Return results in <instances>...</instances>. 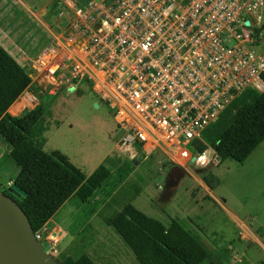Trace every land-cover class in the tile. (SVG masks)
<instances>
[{"label": "built area", "instance_id": "built-area-1", "mask_svg": "<svg viewBox=\"0 0 264 264\" xmlns=\"http://www.w3.org/2000/svg\"><path fill=\"white\" fill-rule=\"evenodd\" d=\"M65 2L63 40L39 66L88 82L131 159L207 166L194 143L246 90L264 92V0Z\"/></svg>", "mask_w": 264, "mask_h": 264}, {"label": "rangeland", "instance_id": "rangeland-1", "mask_svg": "<svg viewBox=\"0 0 264 264\" xmlns=\"http://www.w3.org/2000/svg\"><path fill=\"white\" fill-rule=\"evenodd\" d=\"M48 1L0 0V19L6 28L5 33H0V46L31 77L29 86L7 113L19 116L42 106L45 131L39 139L43 151L61 152L86 177L100 164H105L113 175L120 171L128 172L125 180L86 220L80 217V207L76 201L68 200L62 205L38 232L50 244L48 257L57 264L62 259L76 258L82 254L87 255L94 264H139L109 226V221L126 204L160 220L165 226L171 218L180 219L183 216L188 224L192 223L193 227H190L194 235L212 255L214 247L221 245V237L226 235L216 231L212 233L203 213L193 214L186 210L188 213L182 215L177 212L178 209L170 206L172 203L192 205L209 202L215 195V199L221 202L216 205L218 217L215 218L213 212L206 217L212 218L211 222L217 227L223 226L232 231L229 234L232 243H236L239 237L243 239L239 241L243 254L237 257L224 255L226 264H264V141L242 163L230 159L218 163L215 151L210 146L206 148V157L210 162L205 167L175 165L163 153H153L140 163L137 156L131 159L128 151L121 148L123 135L114 124L110 110L90 90L88 82L73 80L75 87L72 88L70 82L60 75L50 79L47 66H39L40 59L46 64V54L55 47L53 40L61 43L64 25L71 18L67 10V5L70 6L68 2L60 0L62 4L58 2L56 8L51 10L52 5L48 6ZM29 9L39 14L38 19L44 20L47 34L52 33L47 39L42 29L31 22L30 19H37L28 14ZM262 19L264 24V7ZM13 43L16 47H13ZM262 49L264 51V47ZM9 150L8 144L0 137L1 191L6 190L17 175V167L9 158ZM208 172L219 180L215 194L203 182ZM103 190L108 191L107 188ZM102 196L100 192L96 200H102ZM221 205L237 217L235 227L221 212ZM194 226L202 231L197 233ZM156 247L160 249V256L151 252L154 264H163V257L167 260L165 264H169V258L174 256L163 247ZM212 258L209 256L200 264H209Z\"/></svg>", "mask_w": 264, "mask_h": 264}, {"label": "trees", "instance_id": "trees-1", "mask_svg": "<svg viewBox=\"0 0 264 264\" xmlns=\"http://www.w3.org/2000/svg\"><path fill=\"white\" fill-rule=\"evenodd\" d=\"M30 82V74L0 46V137L8 144L9 158L17 167L13 183L26 197L19 201L5 190L2 192L19 205L36 234L68 200L76 201L83 220L93 216L128 172L113 175L105 164H100L86 177L61 152L43 151L39 138L45 131L44 108L39 105L19 116L7 113ZM203 138L205 143H194L198 152L210 146L218 163L226 159L244 162L264 141V92L246 90L242 93L204 131ZM203 182L213 190L219 180L208 172ZM100 192L103 199L97 201ZM109 226L135 257L158 244L183 264H197L195 258L169 236L160 220L147 216L131 204H126L109 221ZM60 264L94 263L82 254L62 259Z\"/></svg>", "mask_w": 264, "mask_h": 264}, {"label": "crops", "instance_id": "crops-1", "mask_svg": "<svg viewBox=\"0 0 264 264\" xmlns=\"http://www.w3.org/2000/svg\"><path fill=\"white\" fill-rule=\"evenodd\" d=\"M58 2H60V0H49L48 6L52 5L51 10L55 9ZM60 3L62 4V1ZM59 7H60V5H59ZM27 12H28V14L33 15L35 17V19H37V20L34 19L35 21H33L32 19H30V20H31V22H33L35 24L36 27L42 29L41 32L44 33V35L47 39L49 35L47 34L48 30H47V26L44 24V20L42 18L38 19L39 14L37 15L36 14L37 12H34L32 9L27 10ZM46 13H48V11H46ZM5 31H6L5 25H4L3 21L0 19V33L3 34V33H5ZM7 37H6V39H7ZM14 46L16 47V45L13 43V47ZM263 47H264V45H263ZM35 51H37V49ZM34 53H36V52H34ZM136 156L139 159V163L142 160L145 161L148 159V158H143L141 155H138V154ZM209 190H210V192L215 194L214 189L213 190L209 189ZM214 196L215 195H213L212 200H210L209 202H204V203L200 202V203H195L192 205H184L183 203H172V205L170 206L174 209H178L179 211H177V212H180L179 214H182V215H183V213H188V212H191L193 214L203 213L205 215L204 218H206L208 221L207 226L209 227V230H211L212 233H214L216 231V232H222L226 235L224 237H221V242H222L221 245H219L217 247L215 246L213 252L211 253L212 255H210L208 252L207 246L204 245L201 242V240L197 236L194 235L192 228L190 227L192 225V223H191V225L188 224L184 220L183 216L180 219L171 218L170 221H172V222H169L168 225L166 226V232L169 234V236L175 242H177L179 245H181L183 248H185L195 258V261L197 264H200L201 261H203L206 258H209V256L213 257L209 264H226V261L223 257L224 255H231L233 257L234 256L237 257V256L243 254L242 249H240V247H239V246H241L239 244V241H241L243 239H241V237L238 238L236 236V238H238L236 240V243H232V240H231L232 236H229V234L232 231L229 232L228 228L224 229L223 226L217 227L215 224H213L214 222L213 223L211 222V221H213L212 218L209 219V217H206L211 212H213V215H215V218L218 217V215H217L218 212L216 213L215 210L217 208L216 205L220 204L221 202H219V200L215 199ZM221 207H222L221 212L227 216L228 222H231L232 225L235 227L236 223L234 220L237 219V217H235V214L230 212V210L227 207H224L222 205H221ZM186 210L188 212H186ZM237 226H239V225H237ZM192 227H193V225H192ZM200 230L197 229L196 232L198 233ZM233 233H234V231H233ZM157 245L158 244H154V245L150 246L142 254H140L139 256L134 257V258H136V261L139 264H154V259L152 258L151 252L154 251V255L160 256V249H157V247H156ZM159 247H160V245H159ZM230 250H233L234 253H232ZM175 259H176L175 257H170L169 258V264H183L179 260L175 261ZM166 261H167L166 258L163 257L162 258L163 264H165Z\"/></svg>", "mask_w": 264, "mask_h": 264}, {"label": "water", "instance_id": "water-1", "mask_svg": "<svg viewBox=\"0 0 264 264\" xmlns=\"http://www.w3.org/2000/svg\"><path fill=\"white\" fill-rule=\"evenodd\" d=\"M5 191L19 201L26 197L14 183ZM49 249L48 241L35 239L19 205L0 190V264H57L48 257Z\"/></svg>", "mask_w": 264, "mask_h": 264}]
</instances>
